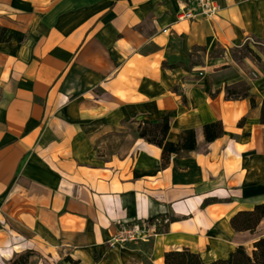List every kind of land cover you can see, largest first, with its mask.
<instances>
[{"label": "crops", "instance_id": "obj_1", "mask_svg": "<svg viewBox=\"0 0 264 264\" xmlns=\"http://www.w3.org/2000/svg\"><path fill=\"white\" fill-rule=\"evenodd\" d=\"M184 1L0 0V264L28 249L52 264H164L184 248L209 262L264 237V218L231 225L264 204V70L229 54L264 41V0L180 21ZM245 81L248 97H226ZM165 115L168 141L194 129L198 147L166 163L130 129ZM166 216L180 217L168 233L108 248L120 223Z\"/></svg>", "mask_w": 264, "mask_h": 264}, {"label": "trees", "instance_id": "obj_2", "mask_svg": "<svg viewBox=\"0 0 264 264\" xmlns=\"http://www.w3.org/2000/svg\"><path fill=\"white\" fill-rule=\"evenodd\" d=\"M5 29L0 28V42L4 40L3 36ZM253 56L259 57L254 53L250 47H246ZM246 55H242L244 57ZM249 87H246L242 94L234 88L226 87L227 98H241L248 97ZM253 106L256 105L253 97H250ZM133 125L130 129L140 138L147 142L157 145L162 149V160L164 163L168 162L172 155H181L189 151L196 150V132L194 129H186L182 131L178 142L168 141V133L170 131V117L163 116L158 121H151L148 119L136 121L132 120ZM261 122L264 123V103L261 108ZM241 124V123H240ZM206 143L210 144L218 139L223 133V124L219 121L208 122L203 126ZM229 199H206L202 206H207L211 203L227 202ZM184 218V217H182ZM264 218V204L256 205L252 210L239 211L231 219V225L236 231H255L260 221ZM180 217L166 216L154 218L151 220H158V232L168 233L170 224L179 220ZM39 255L36 251L28 249L23 252L16 253L7 264H31V257ZM97 257V255H96ZM44 264H50L43 259ZM70 261L75 264V261ZM164 264H264V237L257 239L251 249L244 245H239L229 254L227 258H219L213 261L205 262L200 254L184 248L180 251H169L164 254Z\"/></svg>", "mask_w": 264, "mask_h": 264}, {"label": "built area", "instance_id": "obj_3", "mask_svg": "<svg viewBox=\"0 0 264 264\" xmlns=\"http://www.w3.org/2000/svg\"><path fill=\"white\" fill-rule=\"evenodd\" d=\"M219 10L220 6L217 0H185L178 11V20L211 19L218 14ZM158 229V220L149 219L120 223L119 229L107 240V243L111 249H114L140 241H148L160 234Z\"/></svg>", "mask_w": 264, "mask_h": 264}, {"label": "rangeland", "instance_id": "obj_4", "mask_svg": "<svg viewBox=\"0 0 264 264\" xmlns=\"http://www.w3.org/2000/svg\"><path fill=\"white\" fill-rule=\"evenodd\" d=\"M255 47H252L251 49L254 51V53L256 55H263L264 56V41H260L259 43H256L255 42ZM204 54H210V55H221V54H224V52L222 50H212V51H203V54L201 55H204ZM230 55L232 56H235V60H236V64L235 65V69L236 70H240V69H245V66H244V63L239 61L241 60L242 55H249L254 61H256L258 64H260L262 70H264V66L262 65L261 61L259 59H256L253 54H251L248 49H246V47L240 49L239 51L238 50H230L229 52ZM248 83L245 81V82H242L240 84H238L237 86H234L232 88L236 89L237 91L240 92V94H242V92L244 91V89L246 87H248ZM109 239V238H108ZM107 239V240H108ZM106 244L108 246L109 249H111L106 241ZM127 246V245H126ZM37 256H40V255H37ZM42 258V259H41ZM35 260L32 262V264H41V262L44 264V261L43 259L47 260L44 256H40V259L39 258H34ZM41 260V261H40ZM48 261V260H47ZM49 262V261H48ZM50 264H52L51 262H49Z\"/></svg>", "mask_w": 264, "mask_h": 264}]
</instances>
